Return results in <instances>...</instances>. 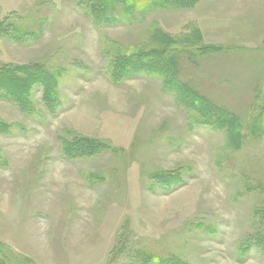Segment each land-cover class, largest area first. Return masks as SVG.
<instances>
[{
	"label": "rangeland",
	"instance_id": "obj_1",
	"mask_svg": "<svg viewBox=\"0 0 264 264\" xmlns=\"http://www.w3.org/2000/svg\"><path fill=\"white\" fill-rule=\"evenodd\" d=\"M101 2L0 0V264H264V0Z\"/></svg>",
	"mask_w": 264,
	"mask_h": 264
},
{
	"label": "trees",
	"instance_id": "obj_2",
	"mask_svg": "<svg viewBox=\"0 0 264 264\" xmlns=\"http://www.w3.org/2000/svg\"><path fill=\"white\" fill-rule=\"evenodd\" d=\"M117 0H102V2L104 3H100L101 9L103 10V14L105 15V21L108 20L105 10L104 5H107L108 2H115ZM146 0H123L125 9H124V13L126 15H129L131 11L134 10V8L132 7H137L140 6V4ZM107 9V8H106ZM108 10V9H107ZM126 61V65L123 67L124 72L122 73L123 76L125 77H132L135 74H137L139 71L144 70L146 73L149 72L147 71V64L148 62H146L144 59H142V63L140 66L138 67H130L131 65V58L127 57L124 58ZM131 68V69H129ZM14 72V71H12ZM41 77H34L33 80L37 81L40 80L41 82L44 83V85H46L47 89H46V98L48 99V102L50 103L51 107L54 109V106H57L58 102L56 100V94L54 93V86H56L57 82L55 81V79H51L48 80V75L46 73H41ZM20 78V77H18ZM118 79H120L119 77H117ZM18 83L20 82V79H17ZM9 82V81H7ZM16 84V86L18 87V89L20 90L22 88V93H18L19 91H16V93H18V97L25 99V95L28 93V84L27 82H24V86H19V84ZM5 85V84H4ZM7 85V84H6ZM4 87V86H3ZM20 87V88H19ZM26 87V88H25ZM16 89V90H18ZM180 90L183 91V93L185 94L182 97V101L184 104H188V105H192L194 106V109H198V112H200L202 115H205V112H207V108L210 105L209 103H207V100L202 99L201 97L196 96L195 94H191V91H188L185 87H180ZM15 93V94H16ZM17 97V98H18ZM191 99V97L193 98L191 104L188 98ZM211 106V105H210ZM209 106V107H210ZM213 108V107H211ZM211 111V110H210ZM208 115H211V112H208ZM221 120L226 121L227 123L230 122L233 126V128L239 127L236 120L228 117V115L223 114L222 116L219 117ZM255 123H257L258 127H263L264 129V112H262V114L255 119ZM230 129H232L231 127H229ZM237 129V128H236ZM236 131V130H235ZM64 151L67 154V158L71 159V160H76V159H82V158H89L90 156L96 155L101 151V144H99L98 142L94 141V140H90V139H76L72 142H65L64 144ZM154 264H174V262H165L162 259H156V261L154 262Z\"/></svg>",
	"mask_w": 264,
	"mask_h": 264
}]
</instances>
